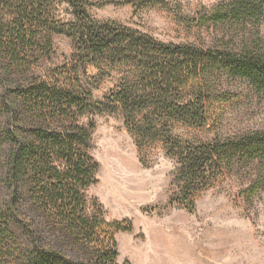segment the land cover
Instances as JSON below:
<instances>
[{
  "label": "trees",
  "instance_id": "trees-1",
  "mask_svg": "<svg viewBox=\"0 0 264 264\" xmlns=\"http://www.w3.org/2000/svg\"><path fill=\"white\" fill-rule=\"evenodd\" d=\"M91 6L0 0V264H132L118 262L117 236L133 224L108 220L87 196L100 169L91 154L96 123H82L90 116L122 115L140 148L162 143L178 165L173 202L187 210L236 166H258L248 199L264 190V132L211 142L173 134L176 125L217 130L238 99L224 91L228 80L264 93V0H222L204 19L241 29L243 42L223 37L208 48L99 22ZM55 36L72 40V59L39 75ZM89 67L101 79L116 74L102 100L83 81Z\"/></svg>",
  "mask_w": 264,
  "mask_h": 264
},
{
  "label": "rangeland",
  "instance_id": "rangeland-1",
  "mask_svg": "<svg viewBox=\"0 0 264 264\" xmlns=\"http://www.w3.org/2000/svg\"><path fill=\"white\" fill-rule=\"evenodd\" d=\"M87 1L97 21L117 22L166 44L208 48L223 37L235 39L237 45L243 42L241 29L204 19L222 0ZM260 35L264 41V22ZM54 52L51 60L43 61L39 75L71 61L72 40L55 36ZM114 75L101 79L102 72L89 67L83 81L98 101L115 88ZM223 89L238 99L227 106L217 130L176 125L173 134L184 141L211 142L264 132V93L245 80H228ZM91 120L96 123L91 154L100 169L87 196L102 204L108 220L128 221L134 227L117 236L119 263L264 264V190L250 199L245 194L257 178L258 166H236L225 172L190 211L173 202L178 165L162 143L140 148L120 114L90 116L82 123Z\"/></svg>",
  "mask_w": 264,
  "mask_h": 264
}]
</instances>
